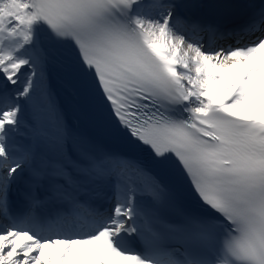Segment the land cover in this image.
Here are the masks:
<instances>
[{"label":"snow or ice","instance_id":"snow-or-ice-1","mask_svg":"<svg viewBox=\"0 0 264 264\" xmlns=\"http://www.w3.org/2000/svg\"><path fill=\"white\" fill-rule=\"evenodd\" d=\"M0 264H264V0H0Z\"/></svg>","mask_w":264,"mask_h":264}]
</instances>
